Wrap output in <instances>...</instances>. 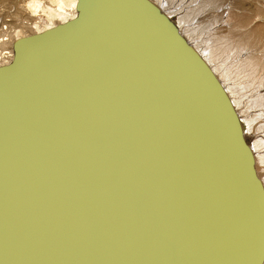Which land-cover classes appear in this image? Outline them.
I'll use <instances>...</instances> for the list:
<instances>
[{
    "label": "water",
    "instance_id": "1",
    "mask_svg": "<svg viewBox=\"0 0 264 264\" xmlns=\"http://www.w3.org/2000/svg\"><path fill=\"white\" fill-rule=\"evenodd\" d=\"M77 10L0 67V264H259L263 186L205 60L150 0Z\"/></svg>",
    "mask_w": 264,
    "mask_h": 264
},
{
    "label": "bare ground",
    "instance_id": "2",
    "mask_svg": "<svg viewBox=\"0 0 264 264\" xmlns=\"http://www.w3.org/2000/svg\"><path fill=\"white\" fill-rule=\"evenodd\" d=\"M1 1L0 19L2 16H15L22 23L30 19L31 30H27L26 26V28L24 26L18 28L17 25L11 26L7 32L8 21L5 20L0 24V36H2L0 37V67L14 59L16 41L20 50H23L25 45L22 43V38L42 34L69 22L78 15V0H8L13 4H2L5 1ZM150 1L175 22L182 37L205 60L223 86L238 115L245 139L251 147L257 177L261 181L264 192V0ZM20 3H22L23 18L20 9H16V5L20 7ZM9 5L14 6L13 9L11 8L13 11L9 7L6 8ZM104 29L101 31L102 35H104ZM86 30V27L82 25L70 31L85 36ZM135 31L138 36H153L154 33L153 29L143 32L135 28ZM106 36L109 34L106 33ZM150 38L155 41L159 37ZM88 41L85 44H90V40ZM189 129L199 131L197 126L191 124ZM116 169L119 170V168ZM43 181L46 187L47 183ZM22 225L24 226V223ZM33 226L34 224L27 230L29 234H32ZM43 239L45 236L42 233L36 241L23 246L30 245L35 248L40 243L48 241ZM209 245L212 246L213 243L210 242ZM182 251L185 252V249ZM256 253H258V246ZM229 258L231 255L224 257V259ZM216 262L217 260L211 261L210 264ZM259 264H264V253Z\"/></svg>",
    "mask_w": 264,
    "mask_h": 264
},
{
    "label": "rangeland",
    "instance_id": "3",
    "mask_svg": "<svg viewBox=\"0 0 264 264\" xmlns=\"http://www.w3.org/2000/svg\"><path fill=\"white\" fill-rule=\"evenodd\" d=\"M3 1H5V2H3ZM1 2H3L2 4H13V3H11V2H9L8 0H2ZM166 4V3H165ZM22 3H20V7L18 6V5H16V9H20V12H22V13H20L21 14V17L23 16V11H22ZM5 6V5H4ZM7 7H9V9L11 10V11H13L12 9H13V5H9V6H6V8ZM167 7V6H166ZM4 9H5V7H3ZM12 8V9H11ZM23 18V17H22ZM176 18V17H175ZM29 18H27V20H28ZM5 20H7L8 22V26H6L5 24V26H6V29H8V31L7 32H9V30L11 29L10 27L11 26H13V27H15V26H17L18 25V28H19V26L20 27H22V26H24V28H26L27 27V30L29 29V30H31V26L29 25V22H31L30 21V19L28 20V22H26L25 20V22L26 23H22V21L21 20H19L18 18H16L15 16H12V17H10V16H2V18L0 19V24L2 23V22H4ZM22 23V24H21ZM26 26V27H25ZM1 28V27H0ZM25 30V29H24ZM0 37H2V36H0ZM4 37H8V36H4ZM154 47V46H153ZM249 142L251 143L252 142V139L251 140H249ZM212 210L213 211H215L216 209L215 208H212ZM218 217V215L217 214H215V218H217ZM213 231L216 233V230H215V228L213 227Z\"/></svg>",
    "mask_w": 264,
    "mask_h": 264
}]
</instances>
